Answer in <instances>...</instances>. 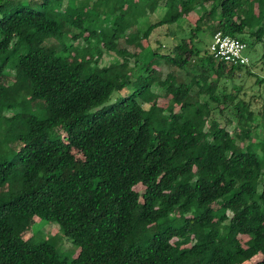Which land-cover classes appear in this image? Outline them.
<instances>
[{
    "label": "trees",
    "instance_id": "1",
    "mask_svg": "<svg viewBox=\"0 0 264 264\" xmlns=\"http://www.w3.org/2000/svg\"><path fill=\"white\" fill-rule=\"evenodd\" d=\"M186 12L176 43L150 37ZM205 31L261 50L264 0H0V264H264V98L253 113L233 82L264 76L214 60ZM34 219L73 257L22 237Z\"/></svg>",
    "mask_w": 264,
    "mask_h": 264
},
{
    "label": "rangeland",
    "instance_id": "2",
    "mask_svg": "<svg viewBox=\"0 0 264 264\" xmlns=\"http://www.w3.org/2000/svg\"><path fill=\"white\" fill-rule=\"evenodd\" d=\"M65 1L62 2V5H64ZM162 11L158 10L155 11V13L151 16V19H155L157 17H160ZM187 16L185 18V21H189V24H186L187 22L183 21H179V27H175V25H170L168 26V28H156L154 30V32H152L150 35V37L152 38V35L154 36V38H158L159 41L161 43H165L166 41H168L166 43V45H171L176 43V41L178 40V38L180 36H184L187 34L188 29H189V25L192 24V22L195 19V15L191 12H186ZM146 19L140 20L139 22V26L143 27L144 26V21ZM201 27H204L203 25H201ZM169 29V30H167ZM168 34L163 35V34ZM210 38L211 36L208 34V32H200L197 34V38H196V46L199 48H203L204 46H206L209 42H210ZM66 41V40H64ZM49 43H55V40L53 39H49L48 40ZM80 44V40H78V42ZM146 44V40H141L139 42H137L134 46H128L127 49L128 51H134V52H138L144 45ZM259 52L258 50V46L255 49L254 48V52ZM261 51H264V48L261 49ZM245 54L248 56L249 65H252V72L254 74L260 75V76H264V61H260V59L258 58L259 55L254 56L253 51L251 49H246L245 50ZM112 56H114V53L112 52H105L103 51L100 55V59H99V65H103V64H107L109 63L112 59ZM151 65L157 67V70L159 71V73L161 74V78L164 77V75L166 74L167 71H169V67L166 66L163 62H158L155 59H153L151 61ZM255 76L253 75H244L243 72H241V77L240 78H236L233 82H242L239 84H235V86H241V88H244L243 90L245 91V95L240 94L239 93V97L242 99H246L247 96L252 95L251 99H250V106L249 108L253 111V113L257 112V109H259L260 105H261V98H264V83L261 84L260 86H257L256 84L253 83ZM0 82L3 83L6 86H13L15 83L14 78L9 75V76H1L0 77ZM226 83V92H232V87L229 85L228 81L225 82ZM259 88V89H258ZM131 87H128L127 89H124L123 91L119 92V95L121 94H126L127 92H130ZM152 92L153 94H155L157 96V100L156 102L158 104L161 103H166V101L164 100L163 97V91L162 89L158 86L153 84L151 86ZM260 92L261 97L258 98L256 96V94H258ZM205 95L203 94L201 99L205 98ZM112 98V96H111ZM32 111H34L37 115L41 116L42 113L40 112V108L42 107V104L40 102H32L31 106H29ZM228 115H230V113H227ZM256 121H260L259 116L256 117ZM235 121V120H232ZM263 124H264V119L262 120ZM205 123V121H203ZM207 125V123L205 124ZM229 130H231V127H228ZM257 133V130L255 131ZM264 133V131H263ZM12 139L6 140L3 144L2 149L4 150L3 156L4 157H8L10 155V153L12 152L13 147L16 145ZM76 156H78L77 153H75ZM1 189H5L4 187H1ZM22 237H29L32 238L33 241H39L41 239H52L53 244L56 246L58 252L60 253V256L65 257V258H70L73 257L76 248L73 247L72 243L62 234V232L60 230H58L57 225L53 222L50 221H46L44 219H34L32 221V224L26 229V231L24 233H22ZM260 258L259 255H256L255 257L251 258L250 262L247 264H251L254 260Z\"/></svg>",
    "mask_w": 264,
    "mask_h": 264
},
{
    "label": "built area",
    "instance_id": "3",
    "mask_svg": "<svg viewBox=\"0 0 264 264\" xmlns=\"http://www.w3.org/2000/svg\"><path fill=\"white\" fill-rule=\"evenodd\" d=\"M246 44L232 36L216 31L211 35L208 50L216 61L222 60L229 65H245L249 59L245 54Z\"/></svg>",
    "mask_w": 264,
    "mask_h": 264
},
{
    "label": "crops",
    "instance_id": "4",
    "mask_svg": "<svg viewBox=\"0 0 264 264\" xmlns=\"http://www.w3.org/2000/svg\"><path fill=\"white\" fill-rule=\"evenodd\" d=\"M257 48V46L255 47V49ZM258 50H259V52H254V49L252 50L253 51V54H254V56H257V55H260V53L262 52L261 50H260V48L258 47ZM259 57V56H258Z\"/></svg>",
    "mask_w": 264,
    "mask_h": 264
}]
</instances>
